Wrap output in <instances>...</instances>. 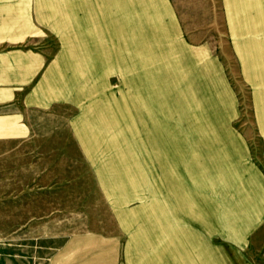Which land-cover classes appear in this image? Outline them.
Masks as SVG:
<instances>
[{
	"label": "rangeland",
	"instance_id": "rangeland-1",
	"mask_svg": "<svg viewBox=\"0 0 264 264\" xmlns=\"http://www.w3.org/2000/svg\"><path fill=\"white\" fill-rule=\"evenodd\" d=\"M175 2L177 35L121 9L118 71L56 74L65 88L33 136L0 138V242L28 240L33 222L81 224L119 189L153 204L164 176L223 180L264 206V164H229L232 146L258 160L263 144L224 2Z\"/></svg>",
	"mask_w": 264,
	"mask_h": 264
},
{
	"label": "crops",
	"instance_id": "crops-1",
	"mask_svg": "<svg viewBox=\"0 0 264 264\" xmlns=\"http://www.w3.org/2000/svg\"><path fill=\"white\" fill-rule=\"evenodd\" d=\"M223 2L226 34L239 42L255 89L263 144L258 160L248 145L232 146L229 164H264V0ZM121 9L163 35L180 29L175 0H0L1 139L33 136L34 114L65 88L56 74L118 71ZM221 181L161 177L154 203L142 208L129 200L135 193L119 189L102 214L81 224L48 220L38 230L33 222L28 240L0 242V264H264L263 199Z\"/></svg>",
	"mask_w": 264,
	"mask_h": 264
}]
</instances>
